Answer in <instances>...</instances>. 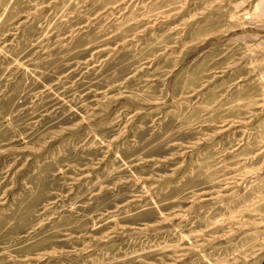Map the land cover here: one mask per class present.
Returning <instances> with one entry per match:
<instances>
[{"label": "rangeland", "instance_id": "obj_1", "mask_svg": "<svg viewBox=\"0 0 264 264\" xmlns=\"http://www.w3.org/2000/svg\"><path fill=\"white\" fill-rule=\"evenodd\" d=\"M0 264H264V0H0Z\"/></svg>", "mask_w": 264, "mask_h": 264}]
</instances>
